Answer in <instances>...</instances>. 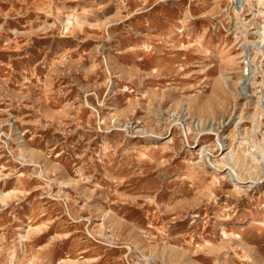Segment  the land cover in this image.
Wrapping results in <instances>:
<instances>
[{
  "label": "rangeland",
  "instance_id": "1",
  "mask_svg": "<svg viewBox=\"0 0 264 264\" xmlns=\"http://www.w3.org/2000/svg\"><path fill=\"white\" fill-rule=\"evenodd\" d=\"M0 264H264V0H0Z\"/></svg>",
  "mask_w": 264,
  "mask_h": 264
},
{
  "label": "bare ground",
  "instance_id": "2",
  "mask_svg": "<svg viewBox=\"0 0 264 264\" xmlns=\"http://www.w3.org/2000/svg\"><path fill=\"white\" fill-rule=\"evenodd\" d=\"M225 167H226V166H225ZM227 167H228V166H227ZM229 168H230V167H229ZM227 169H228V168H227ZM231 170H232V169H231ZM232 171H233V170H232ZM226 172H227V171H226ZM234 172H235V171H234ZM227 173H228V172H227ZM236 174H237V173H236ZM236 174H235V176H237Z\"/></svg>",
  "mask_w": 264,
  "mask_h": 264
}]
</instances>
